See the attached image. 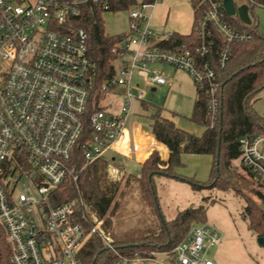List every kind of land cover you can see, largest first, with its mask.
<instances>
[{
  "label": "built area",
  "instance_id": "2783aa9c",
  "mask_svg": "<svg viewBox=\"0 0 264 264\" xmlns=\"http://www.w3.org/2000/svg\"><path fill=\"white\" fill-rule=\"evenodd\" d=\"M160 0H136L114 9L120 0H0V240L11 249L12 264H82L79 253L88 233L76 217L77 202L55 204L53 192L66 179L74 181L86 167L106 161L109 173L125 174L128 159L137 158L140 144L129 130L134 101L133 75L151 85L167 83L156 64L188 73L207 99L211 126L221 113L219 72L229 63L235 44L252 37L231 22L226 0H188L194 21L191 37L176 42L177 32L160 30L150 9ZM238 7L236 0H233ZM105 13L127 11L126 37L114 48V76L101 86L103 97L89 114L95 68L88 32L75 21L84 6ZM139 86V84H138ZM119 95L121 104H102ZM82 166L76 149L86 131ZM239 161L264 187V132L239 139ZM85 215L113 252L112 264H216L208 251L223 240L222 231L208 222L194 224L172 250L147 255H123L103 220L83 200Z\"/></svg>",
  "mask_w": 264,
  "mask_h": 264
},
{
  "label": "trees",
  "instance_id": "16d2710c",
  "mask_svg": "<svg viewBox=\"0 0 264 264\" xmlns=\"http://www.w3.org/2000/svg\"><path fill=\"white\" fill-rule=\"evenodd\" d=\"M120 1L121 5H115L114 9L126 8L136 0ZM243 2L249 6L252 22L246 24L238 17L235 24L251 32L252 37L234 45L229 63L219 72L221 113L216 124L211 126L207 119V99L204 92L199 89L190 118L205 127L202 135L177 127L172 119L162 115L159 106L153 107L152 113L146 116V122L156 139L168 146L170 157L168 161H164L159 152L154 150L140 165L138 174L128 175L125 183L127 189L125 188L120 194L124 196L131 190L140 191L153 208L151 213L156 219L151 214L132 236L119 238L113 233L114 244L123 255L132 256L137 253L147 255L154 250H172L186 237L194 224L207 222L208 205L204 203L179 211L173 219H166L156 195V175H166L189 182L195 189L214 188L238 192L241 179L233 169L232 162L240 156L239 139L244 135L264 132V116L254 108V103L264 91V34L260 31L259 17L256 13L257 8H264V0H243ZM75 23L88 32L89 55L95 68L90 114L98 108V103L104 96L101 92L103 82L115 74L114 64L118 55L114 52V48L126 37V32L107 33L102 10L90 3L84 6L81 16ZM191 35L193 34L177 32L173 39L180 42L189 39ZM144 107L149 109L150 104L145 102ZM91 132L92 128L87 124L81 144L76 149L75 161L81 166L83 146L90 138ZM183 154L212 155L213 166L207 181L201 182L178 173L177 168L183 165L181 160ZM101 161H95L86 167L77 181L66 179L52 194L55 204L67 201H76L78 204L75 215L84 224L88 233L86 243L79 253L82 264H112L115 259L113 252L93 230L94 223L84 214L80 204L83 200L90 205L104 221V227L108 229L119 204L115 197L120 183H113L117 185V189L113 195H110L111 186L102 184L103 174L100 173V169L105 165H102L104 162ZM244 170L254 182L264 188L252 173L245 168ZM256 195L264 204V194L257 191ZM242 196L244 210L240 214L241 218L257 237H264V207L249 196ZM10 256V246L4 238H1L0 264H12Z\"/></svg>",
  "mask_w": 264,
  "mask_h": 264
},
{
  "label": "rangeland",
  "instance_id": "374dc122",
  "mask_svg": "<svg viewBox=\"0 0 264 264\" xmlns=\"http://www.w3.org/2000/svg\"><path fill=\"white\" fill-rule=\"evenodd\" d=\"M167 1L171 5L166 30H175L180 33L190 32L193 22L190 2L188 0ZM159 2L161 3L162 0ZM236 3L240 5L243 0H236ZM154 11L155 8L149 10L151 22H155ZM256 13L259 17L260 31L264 34V8H257ZM238 17V14L233 15L230 19L231 22L235 24ZM103 18L107 33L118 34L127 30V11L118 13L107 12L103 15ZM162 70L166 74L168 84L170 83L171 86H151L146 82L145 78L140 77L136 72L132 79V94L138 97L141 92H144L143 101L150 103L149 114L152 113L153 107L161 106L168 116H176L185 126L195 129L196 134H202L201 129L203 126L195 123L190 118L196 99V90L192 79L188 74L176 71L172 67L163 66ZM153 88L156 89L153 90ZM109 101L119 106L122 98L119 95H107L103 99L102 104L104 105ZM254 108L260 115L264 116V91L254 103ZM133 110L136 113L134 117L138 116L140 121L150 129L146 122L147 117L140 114L143 111L135 101ZM112 155L110 152L105 154L101 161L105 163H102L105 166L101 167L100 173L103 174V186H111L109 188L111 189L110 195H113L117 189V185L113 183H120V188L117 190L115 197L119 204L112 216V223L108 226V229L104 227L115 240L113 233L117 234L119 238L134 235L152 214L153 208L140 191L131 190L130 193L124 196L120 194L126 188L125 183L128 175L138 174L141 166L134 159H128L125 163V174L122 177L115 176L114 178L109 173V163L106 161ZM186 157L184 164L179 167L181 172L185 176L198 181H207L213 166L212 155L188 154ZM232 166L241 179L238 192L231 190L222 191L214 188L195 189L189 182L166 175H156L155 184L156 195L159 198L158 202L168 220L175 218L179 211L191 206H197L202 203L208 205L207 222L217 226L223 233L222 242L208 251L209 257L216 264H264V244L261 245L259 243L258 237L249 230L247 223L240 216L244 210L242 195L249 196L264 207L263 202L256 195L257 191L264 194V188L248 176L238 159L232 162ZM152 215L154 217V214Z\"/></svg>",
  "mask_w": 264,
  "mask_h": 264
},
{
  "label": "crops",
  "instance_id": "0c3cea01",
  "mask_svg": "<svg viewBox=\"0 0 264 264\" xmlns=\"http://www.w3.org/2000/svg\"><path fill=\"white\" fill-rule=\"evenodd\" d=\"M170 5H171V3L169 1H167V0L166 1L165 0H162L161 3L159 2L156 5L155 11H154V14H155V22L152 21V25L155 28L160 29V30H166L168 13L170 12ZM192 20L194 21L193 9H192ZM192 26H193V22H192ZM173 31H175V30H173ZM123 32H125V31H123ZM176 32H178V31H176ZM190 32H188V33H181V34H189ZM178 33H180V32H178ZM154 66L156 68H158L159 70H161L163 73H164V71L162 70L163 69V66L164 67L165 66L172 67V66L167 65V64H156ZM172 68H174V67H172ZM174 69L176 71H182V70H178L176 68H174ZM182 72L188 74L185 71H182ZM165 85L171 86L170 83L168 84V81L164 85H157V86H165ZM155 89L156 88H153V90H155ZM195 90H196V97H197L198 91H197L196 86H195ZM135 102H137L140 105V107H141V109L143 111L142 113H140L141 115L148 116V115L151 114V113L149 114V109H145V107H144L145 101H135ZM159 107L162 109V115L164 117H166V118L172 119L176 123L177 127L196 134V130L195 129H193V128L191 129L188 126H185L182 123L181 120L179 121L177 119L176 116H172V115L171 116H168L166 114V111L164 110V108L161 107V106H159ZM145 112H147V113H145ZM134 114L136 115L135 111L133 110V115L131 117V121H130V124H129V130H130L131 134L133 135V137L135 138V140H137L139 142V144H140V151L138 153L139 155L137 156V158H132V159H134L136 163H138V164L141 165V164H143L146 161V159L151 155V153L154 150H157L159 152L162 160L168 161V159L170 157V150H169L168 146L165 143L157 140L156 137H155V135L151 132V130L145 124H143L140 121V119H139L138 116H137L138 118L137 117H134ZM204 130H205V127H203L201 129L202 134H203ZM202 134L200 133V134H196V135H199L200 136ZM186 155H188V154H183L181 156V160H182V163L183 164H184V160L187 158ZM177 171H178V173L184 175L181 172V168L180 169L177 168Z\"/></svg>",
  "mask_w": 264,
  "mask_h": 264
},
{
  "label": "water",
  "instance_id": "95a60500",
  "mask_svg": "<svg viewBox=\"0 0 264 264\" xmlns=\"http://www.w3.org/2000/svg\"><path fill=\"white\" fill-rule=\"evenodd\" d=\"M225 6L230 15H236L240 17V19L246 23V24H251L252 20L249 14V6L247 4H242L238 7L235 6V3L233 0H226L225 1ZM259 243L261 245L264 244V237L260 236L258 237Z\"/></svg>",
  "mask_w": 264,
  "mask_h": 264
}]
</instances>
